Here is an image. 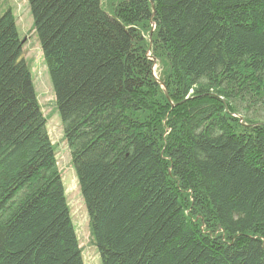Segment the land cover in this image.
I'll return each instance as SVG.
<instances>
[{"label": "trees", "instance_id": "1", "mask_svg": "<svg viewBox=\"0 0 264 264\" xmlns=\"http://www.w3.org/2000/svg\"><path fill=\"white\" fill-rule=\"evenodd\" d=\"M26 1L101 264H264V0ZM74 225L1 7L0 264H85Z\"/></svg>", "mask_w": 264, "mask_h": 264}, {"label": "rangeland", "instance_id": "2", "mask_svg": "<svg viewBox=\"0 0 264 264\" xmlns=\"http://www.w3.org/2000/svg\"><path fill=\"white\" fill-rule=\"evenodd\" d=\"M1 7L11 8L17 19V26L21 39L24 40V58L27 65H29L36 95L47 119V129L58 149L62 181L71 207V214L75 224L74 226L78 232L84 250V262L85 264H101L97 247L92 244L91 241L86 207L79 190L78 181L76 179L71 157L67 150L66 141L64 140L60 122V113L56 105L51 76L47 71L38 36L33 28L34 20L28 2L26 0H0V8ZM154 76H156L161 84H164L159 78L161 76V70L159 69L158 64L154 66ZM164 89L166 90V87H164Z\"/></svg>", "mask_w": 264, "mask_h": 264}, {"label": "water", "instance_id": "3", "mask_svg": "<svg viewBox=\"0 0 264 264\" xmlns=\"http://www.w3.org/2000/svg\"><path fill=\"white\" fill-rule=\"evenodd\" d=\"M24 43V40H22V44ZM156 77V76H155ZM157 79V78H156ZM164 85V84H163Z\"/></svg>", "mask_w": 264, "mask_h": 264}, {"label": "bare ground", "instance_id": "4", "mask_svg": "<svg viewBox=\"0 0 264 264\" xmlns=\"http://www.w3.org/2000/svg\"><path fill=\"white\" fill-rule=\"evenodd\" d=\"M164 86V85H163Z\"/></svg>", "mask_w": 264, "mask_h": 264}]
</instances>
